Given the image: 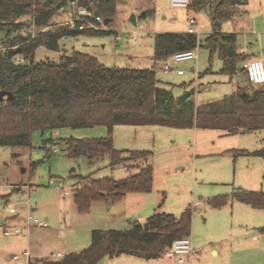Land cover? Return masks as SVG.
<instances>
[{"label":"rangeland","instance_id":"obj_1","mask_svg":"<svg viewBox=\"0 0 264 264\" xmlns=\"http://www.w3.org/2000/svg\"><path fill=\"white\" fill-rule=\"evenodd\" d=\"M150 8L156 11L149 10L146 17L138 16ZM133 12L138 16L136 24L129 20ZM189 13L196 18L189 25L204 41L212 29L208 9L193 12L175 8L169 0H117L110 24L116 39L111 34L66 36L60 40L59 50L40 46L35 57L58 61L63 53L76 49L94 54L108 66H154L160 84L172 86L176 96L190 92L197 105L222 99L238 86L249 89L244 73L229 77L220 72L222 61L218 54L210 60L204 46L195 48L193 59H153L154 33L186 30ZM63 16L57 14L54 19ZM21 18L26 24L30 22L29 15ZM28 28L25 26L22 31L26 34ZM223 28L236 32L238 47L246 46L247 53L264 57V0H249ZM29 30L36 33L35 27L30 26ZM166 63L169 70L163 68ZM208 67L210 72H206ZM177 69L184 73H177ZM107 134V126L102 124L62 126L44 132L34 130L30 145H0V192L5 196L0 199V219H5L0 220V264H26L22 253L27 246L34 259L56 257L57 251L82 249L91 243L93 229L129 228L133 221L145 220L161 202L164 211L176 215L189 205L193 208L189 238L199 259H191L189 264H264V209L232 198L219 207L207 201L218 194H231L234 189L264 191V155L254 153L264 148V128L225 132L215 128L119 123L112 133L115 146L152 151V189L130 193L115 203L94 202L89 212L81 213L72 198L76 178L70 172L120 178L138 168L127 169L123 163L111 166L108 155L93 162L85 156L72 158L61 138ZM8 203L16 207V213L9 212ZM28 205L47 225L32 224L28 236L5 234L6 228L26 225ZM15 253L21 256L14 258ZM165 259L178 264L165 251L153 258L127 253L106 256L96 264H163Z\"/></svg>","mask_w":264,"mask_h":264},{"label":"trees","instance_id":"obj_2","mask_svg":"<svg viewBox=\"0 0 264 264\" xmlns=\"http://www.w3.org/2000/svg\"><path fill=\"white\" fill-rule=\"evenodd\" d=\"M97 10L101 16L114 18L117 0H79ZM249 0H190L189 11L208 9L211 32L204 41L195 31H162L154 33L153 59L169 58L178 51L204 46L210 60L215 53L222 61L220 72L233 77L238 72L247 76L244 61L249 53L238 49L236 32L223 30V24L238 12V6ZM68 0H0V91L11 90L13 100L0 98V145H30L34 130L42 132L62 126L86 127L106 125L108 134L95 137H64L67 154L72 158L85 156L89 162L108 155L110 165L123 163L138 170L120 178L111 175L96 177L70 172L76 178L72 198L81 213L90 211L94 202L115 203L129 192L152 189L154 169L148 149H121L115 146L116 124H162L174 127L215 128L238 132L264 128V84L250 82L249 89L238 86L219 100L195 104L190 92L176 96L172 86L162 85L152 67L108 66L97 56L73 49L63 53L58 61L37 59L40 46L59 50L60 40L80 34L114 33L108 23L103 29H77L56 25L44 31V26L56 23ZM149 13V10H147ZM29 15L30 22L22 19ZM34 25L36 33L29 30ZM29 27L28 32L22 31ZM22 54L23 61L16 62ZM211 67L206 68L210 72ZM248 78V76H247ZM249 80V79H248ZM45 139L46 141L51 140ZM264 155V148L254 151ZM4 196L0 192V199ZM237 199L264 209V191L238 189L207 199L219 207L229 199ZM192 206L179 215L162 209V202L145 220H135L131 227L95 228L91 243L59 257L50 255L28 264H96L104 256L122 253L140 257H159L177 237L189 235ZM40 261V263H39Z\"/></svg>","mask_w":264,"mask_h":264},{"label":"built area","instance_id":"obj_3","mask_svg":"<svg viewBox=\"0 0 264 264\" xmlns=\"http://www.w3.org/2000/svg\"><path fill=\"white\" fill-rule=\"evenodd\" d=\"M172 7H183L188 8L190 0H169ZM63 17L57 20L56 23L50 24L48 26L42 27L40 30L44 31L47 28L55 27L56 25H67L72 28L77 29H103L107 28L108 24H104V17L100 14H95V10L90 8L88 5L80 3L79 0H68V2L62 8ZM196 21V18L189 13L187 15V23L191 24ZM34 27V25H32ZM111 37L114 38V34H111ZM134 39V37H132ZM0 48H3V45L0 43ZM196 57L195 49H187L175 52L170 56L174 61H182ZM16 62L23 61L22 54L16 55ZM246 69L247 76L250 82L256 85L264 84V57L263 56H252L249 57L243 64ZM163 68L169 70L170 66L166 63ZM178 73H183L182 69H177ZM8 210L10 213H16L17 209L11 203L7 204ZM32 224H38L40 226H46L47 223L40 219L38 216L34 215L28 205V212L26 214V225L24 226H14L10 229H5V234H23L28 236L29 228ZM170 254L174 256L178 264H189L190 260L197 254V250L191 244L189 235H184L177 237L173 240L170 246H168ZM27 258L30 257V251L25 250L23 252ZM57 256H62L64 253L61 251L56 252ZM21 254H13L14 258H19Z\"/></svg>","mask_w":264,"mask_h":264},{"label":"crops","instance_id":"obj_4","mask_svg":"<svg viewBox=\"0 0 264 264\" xmlns=\"http://www.w3.org/2000/svg\"><path fill=\"white\" fill-rule=\"evenodd\" d=\"M243 8H244V5H240V6H238V12H237V13H239L241 10H243ZM147 10H150L152 13L156 11L155 8L146 9V12H147ZM237 13H236V14H237ZM61 14H63V12H62ZM147 14H148V13H147ZM236 14H235V15H236ZM235 15H234V17H235ZM234 17H233V18H234ZM233 18L230 19V20H228V21H226V23H228V24L231 23V21L233 20ZM171 19H174V17H171ZM195 22H196V21H195ZM187 25H188V26L186 27V30H187V31H195V28L191 27L188 23H187ZM222 28H223V27H222ZM117 30H118V29H117ZM223 30H224V31H227V32H235V31H232V30L224 29V28H223ZM184 31H185V30H184ZM210 32H211V31H210ZM116 36H117V35H116ZM116 36L114 37L115 39H116ZM238 49H239L240 51H242V52H246V49H247V48H246V46H243V47H238ZM67 50H68L67 48H64V49H63L64 52H67ZM252 56H258V55H257V54H254V53L249 54V57H252ZM260 56H261V55H260ZM249 57H248V58H249ZM194 58H195V57H194ZM248 58H247V59H248ZM191 59H193V58H191ZM247 59H246V60H247ZM131 60H132V59H131ZM102 62H103V61H102ZM244 62H245V61H244ZM104 63H105V62H104ZM105 64H106V63H105ZM243 64H244V63H243ZM176 72H177V71H176ZM177 73H178V72H177ZM183 73H184V72H183ZM179 74H182V73H179ZM190 98H193V97H192V96H189L188 99H190ZM116 125H117V124H116ZM116 125H115V126H116ZM191 127H194V128H200V127H197V126H191ZM135 172H136V171H135ZM235 190H237V189H234V190L232 191V193H233ZM130 193H135V192H129V193H127V194L123 197V199H124L128 194H130ZM3 194H4V193H3ZM123 199H121L120 201H122ZM244 203H245V202H244ZM247 204H249V203H247ZM249 205H251V204H249ZM251 206H252V205H251ZM252 207H254V206H252ZM254 208H256V207H254ZM167 212H168V211H167ZM139 216H140V215H139ZM0 220H1V221H4L5 219H2V218H1ZM25 250H29V251H30L29 246H27V247L24 249V251H25ZM24 251H23V252H24ZM214 251H215L216 253L218 252L217 249H215ZM61 252H62V251H61ZM68 252H70V251H65V252H62V253L65 254V253H68ZM165 252H166V255H167L168 257H171V258L175 259L174 256H173L172 254H170V252H169V250H168V247H167V249H165ZM22 254H23V253H22ZM30 254H31V255H30L29 258L26 257V264H28V261H29L30 259H34V258H32V253H31V251H30ZM197 254H198V251H197ZM197 254H196L192 259H195V258L197 257ZM160 256H161V255H160ZM160 256H159V257H160ZM56 257H59V256H56ZM104 257H106V256H104ZM104 257H103V258H104ZM110 257H111V256H110ZM41 258H42V257H41ZM101 259H102V258H101ZM197 259H199V258L197 257ZM35 260H37V259H35ZM38 260H39V259H38ZM175 260H176V259H175ZM176 262H177V261H176ZM39 263H40V261H39ZM170 263H171V262H170V259H167V260L165 259V260L163 261V264H170ZM177 263H178V262H177Z\"/></svg>","mask_w":264,"mask_h":264},{"label":"water","instance_id":"obj_5","mask_svg":"<svg viewBox=\"0 0 264 264\" xmlns=\"http://www.w3.org/2000/svg\"><path fill=\"white\" fill-rule=\"evenodd\" d=\"M95 14H99V12L97 10H95ZM139 17H146L147 16V12L146 10H143L139 15ZM137 14H135L134 12L130 15L129 20L130 22H132L133 24L137 23ZM110 21H112V18L109 17H105L104 18V24H108ZM6 97L9 100H13L14 99V95L13 92L11 90H7V89H3L0 91V98H4Z\"/></svg>","mask_w":264,"mask_h":264}]
</instances>
